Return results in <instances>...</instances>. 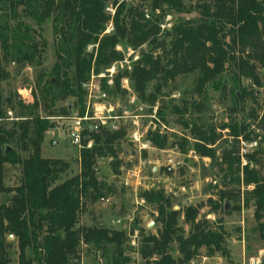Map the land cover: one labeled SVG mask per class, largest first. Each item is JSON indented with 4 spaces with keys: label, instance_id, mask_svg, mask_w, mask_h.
I'll use <instances>...</instances> for the list:
<instances>
[{
    "label": "trees",
    "instance_id": "16d2710c",
    "mask_svg": "<svg viewBox=\"0 0 264 264\" xmlns=\"http://www.w3.org/2000/svg\"><path fill=\"white\" fill-rule=\"evenodd\" d=\"M109 4L116 5L113 13L106 9ZM165 7L195 13L170 19L167 25L163 19L171 12ZM48 17L56 36V58L50 74L44 77L43 71L38 72V90L31 89L32 101L19 95L14 103L1 92V81L8 76L5 62L41 63L46 42L43 37L40 42L36 39L35 25L40 28ZM110 20L113 29L104 33ZM95 42L96 47L87 49ZM122 42L133 47L146 45L130 69L124 70L141 101L153 104L159 95L166 94L164 87L176 75L193 73L191 90L196 97L181 100V105L172 103L176 120L188 135L168 132L158 123L146 130V138L158 148L174 146L180 152L191 149L207 156L223 179L248 186L241 197L238 188L218 190L220 201L207 196V210L239 209L242 201L252 207L258 233L264 235V108L259 115L252 107L247 111L261 133L244 119L229 116L214 123L199 114L205 107L207 83L223 93L230 88L236 105L246 97L255 101V90L241 80L259 85L260 74H264V0H0V195L5 194L0 201V264L10 260V233L17 239L19 264H32L28 248L38 253V264L76 263L80 243H92L103 251L113 245L109 264H128L130 256L123 248L125 230L102 222L79 223L89 202L113 191V185L98 175L96 163L99 157L109 155L112 169L119 172L116 145L126 129L99 125L97 130H83L79 171L57 182L69 164L62 157L44 156L41 150L45 131L54 125L46 115L69 113L70 103L56 106V100L75 97L77 113L82 115L86 108L82 82L91 69L97 72L120 59L122 52L116 44ZM224 72L231 78L227 87L221 81ZM120 75L114 77L113 88L124 91ZM153 79L156 82L148 89ZM102 87L112 91L105 80ZM40 104L44 113L39 111ZM10 108L17 109V120L6 118ZM157 113L163 118L161 109ZM257 134L263 145L240 153L239 140H250ZM88 138L92 139L89 146ZM11 164L20 168L14 184L5 182V169ZM164 169L168 171L167 166ZM137 194L154 206L161 222L157 232L141 231L138 250L146 264H189L201 247L205 255L215 251L227 254L218 219L199 214L198 206L191 203L174 209L173 197L163 185L140 188ZM235 198L237 203H233ZM224 200L231 201L229 207H224ZM180 213L186 231L178 224Z\"/></svg>",
    "mask_w": 264,
    "mask_h": 264
},
{
    "label": "rangeland",
    "instance_id": "374dc122",
    "mask_svg": "<svg viewBox=\"0 0 264 264\" xmlns=\"http://www.w3.org/2000/svg\"><path fill=\"white\" fill-rule=\"evenodd\" d=\"M188 1V0H186ZM115 9V4H109ZM149 11V8H146ZM171 15H165L163 21L169 25L170 19H177L178 17L185 18L193 15L195 12L179 11L176 12L172 8H166ZM172 16V18H171ZM31 23L34 25L32 20ZM110 26V24H108ZM36 32L34 33L36 39L42 41L45 39L44 50L42 51L41 63H24L15 64L14 62H5V67L8 70V76L1 81L2 96L6 98L11 96L13 102L19 95L25 99L32 101L30 97L31 89L38 90L35 86L36 77L39 71H43L46 77L50 74L52 65L55 61V33L53 29V21L51 17L41 23V27L36 25ZM113 29V23H112ZM112 29L104 30L103 32H111ZM97 46V42L90 43L87 49ZM116 48L122 52V59L127 57L129 61H124L123 65L117 64L114 77L117 74L121 77L128 78L129 88L123 87L120 84V89L116 90L112 87V91H106L107 96L101 99L91 98L86 96V104L88 109H91V104L94 100H99L101 103L112 105V110L104 113L123 114L118 118H108L112 124L123 126L126 129V134L117 143V154L120 159L119 172H114L110 165L111 156L104 155L99 157L96 163L97 173L102 179L111 183L114 187L113 191L104 196L108 197L106 201L100 198L96 201L89 202L85 209V215L81 213L79 217L80 224H94L104 222L106 218L111 215L114 220L117 218L118 222L110 223L112 227L123 229L127 233V239L123 244L125 253L130 256L128 264H146L145 258L138 250L139 240L141 239V231L157 232L161 222L156 219L157 212L152 204L146 203L140 199L137 192L140 188L156 187L163 185L166 192L171 193L173 197V208L180 206L181 208L186 204H193L198 206L199 214L202 210L208 207L209 201L207 196L211 199L215 198L220 201L218 197V190H235L239 189L240 197L244 193V189L248 186L238 183L236 181H229L222 178L221 172L213 165L207 156H199L195 151L188 149L186 152H180L176 147H166L165 149L151 148L149 143H145V147L140 146L138 142L131 138V132L138 129L142 133L141 140H145L146 133L144 130L149 127H155L159 123L160 128L167 129L168 132L179 134H186L188 132L176 120L177 113L172 110V103L181 105V100H189L195 98V93L191 90L193 73H182L170 80L164 87L165 95H159V98L153 103L141 101L136 92L130 85V79L124 70L130 69L132 62L137 59L140 50L146 48L145 44L137 47L122 42L116 44ZM130 52L128 55L127 53ZM136 56V58H134ZM120 58V59H121ZM128 65V68L127 66ZM104 69V68H103ZM102 69V70H103ZM225 82L226 87L230 85V74L224 72L221 81ZM260 84L256 85L250 83L248 79L243 78L242 84L247 85L248 88L255 90V101L246 97L243 102L236 105L230 94V88L224 93L221 89L212 88L210 83L205 86L207 98L205 107L199 113L208 121L217 123L218 121H226L231 116L235 120L244 119L254 128L256 133H261V129L257 126L256 121L252 119L247 111L250 107L255 109L258 115L264 108V74H260ZM156 82L153 79L149 82L148 89ZM70 103L69 113L77 111L76 98L67 96L63 99L56 100V106ZM242 105V106H240ZM40 112L44 113L43 107L40 104ZM14 115H17V109L10 108ZM158 109L162 110L163 118L157 113ZM7 114V111H6ZM257 115V116H258ZM134 121V122H133ZM108 125V124H106ZM110 125V124H109ZM48 128V135L45 131L44 139L41 143L42 155L62 157L69 166L67 170L61 174L60 178L55 182L60 181L66 176L76 173L80 168V147L71 141L70 136L65 131V126L58 125ZM109 128V127H108ZM222 131V136L225 131ZM52 141H55L52 143ZM254 141V142H253ZM251 143V145H250ZM240 147L243 146L245 151L250 150L255 145H263L259 141V135L250 140H239ZM14 147L16 143L11 142ZM240 149V148H239ZM243 158V157H242ZM263 166H264V160ZM168 167V171L164 168ZM155 168V170H154ZM136 172V174H132ZM20 177L19 165H7L5 169V182L8 184L17 183ZM5 194L0 195V201ZM240 201V198H239ZM230 202L226 201V207H229ZM237 203V199L233 200ZM239 209H230L225 212L218 208L211 216L207 218L217 220V224L221 226L224 231V245L227 254H222L215 251L212 254L205 255L204 248L199 249L198 254L188 262L189 264H264V235H260L256 228L255 220L252 216V207L243 205L242 201L239 203ZM182 213H180V216ZM178 218V224L186 228V224ZM206 217V216H205ZM150 221H153L151 225ZM10 243L9 257L7 264H19L17 239L12 236H7ZM175 243H172V252L175 255ZM113 250V245H110L107 250H102L94 246L92 243L88 245L80 243L79 253L80 259L76 263L70 264H109V258ZM28 256L31 258L32 264H38L37 256L32 248L27 250Z\"/></svg>",
    "mask_w": 264,
    "mask_h": 264
},
{
    "label": "built area",
    "instance_id": "2783aa9c",
    "mask_svg": "<svg viewBox=\"0 0 264 264\" xmlns=\"http://www.w3.org/2000/svg\"><path fill=\"white\" fill-rule=\"evenodd\" d=\"M106 9L110 11L111 13L114 12V8L112 5H107ZM110 24V26L108 25ZM105 30L112 29V21L110 20L108 22ZM128 55L130 52L127 53ZM136 58V56H134ZM122 60L129 61L127 57H124L123 59L114 60L109 66L105 67L103 70H99L95 72L93 69H91L89 76L86 80L82 82V87L85 89L86 96L91 98H97L101 99L103 97L107 96V92L102 87V81L105 80L107 85H113L114 84V73L116 72V66L117 64L123 65ZM128 68V65H126ZM120 84L123 87L129 88L128 86V78L126 76L121 77ZM94 100L91 104V109H88V103L86 104V108L84 113L78 114L77 111L73 113L68 114H50L46 115L47 118H49L51 121L54 122V127L59 128L58 125L62 124L65 126V131L68 133V135L71 138V141L79 146H83L82 142V131L83 130H97L99 128V125H105L109 127L110 129H116L118 128V125L112 124L108 121V118H118L123 116V114H117V113H104L102 108L106 110V112H110L112 110V105L109 104L108 106L104 103H101L99 100ZM6 118L9 120H17L19 118L18 115H14L12 113L11 109L7 110ZM134 122V121H133ZM108 124V125H106ZM110 124V125H109ZM146 133V131H145ZM142 133L138 131V129H134L131 132V138L138 142L140 146L145 147V143L147 144L149 141L147 140H141ZM92 139L88 138L86 145H91ZM254 142V141H253ZM251 145V143H250ZM245 152V148L243 146L240 147V153ZM242 162H244V159L241 156ZM132 174H136V172H132ZM101 200L106 201L108 197L106 196H100Z\"/></svg>",
    "mask_w": 264,
    "mask_h": 264
},
{
    "label": "crops",
    "instance_id": "0c3cea01",
    "mask_svg": "<svg viewBox=\"0 0 264 264\" xmlns=\"http://www.w3.org/2000/svg\"><path fill=\"white\" fill-rule=\"evenodd\" d=\"M147 128V127H146ZM144 129V130H147V129ZM49 130V129H48ZM48 130H46V134L48 135ZM145 140H147V138L145 137ZM55 141H52V143H54ZM149 144H148V146L149 147H151V148H158V147H156V146H154V145H152L150 142H148ZM54 144H56V143H54ZM158 149H165V148H158ZM154 170H155V168H154ZM140 199H143V198H140ZM226 206V205H225ZM224 206V207H225ZM209 207V206H208ZM208 207L206 206V208L205 209H203L202 210V213H204L205 214V216L207 217V216H211V214H213V211H211V210H207L208 209ZM86 211H84L83 212V214L85 213ZM85 215V214H84ZM114 218V216L112 217L111 215H109V217H107L106 219L107 220H105L104 222H102L103 224H105L106 226H108V227H111V228H115V229H117L116 227H112L111 225H110V223L112 222V223H115V222H118L117 220V218L114 220L113 219ZM180 219H182V215L180 216ZM184 223V222H183ZM86 224H88V223H86ZM186 224V223H185ZM186 229H187V224H186V228L183 226V230L184 231H186ZM176 250V249H175Z\"/></svg>",
    "mask_w": 264,
    "mask_h": 264
},
{
    "label": "water",
    "instance_id": "95a60500",
    "mask_svg": "<svg viewBox=\"0 0 264 264\" xmlns=\"http://www.w3.org/2000/svg\"><path fill=\"white\" fill-rule=\"evenodd\" d=\"M9 148H10V146H7V147H6V149H9ZM225 205H226V200H224V206H225ZM150 222H151V223H149V225H151L153 221H150ZM146 233L148 234L149 231H146ZM12 235H13V234H11V233L9 234V236H12Z\"/></svg>",
    "mask_w": 264,
    "mask_h": 264
}]
</instances>
